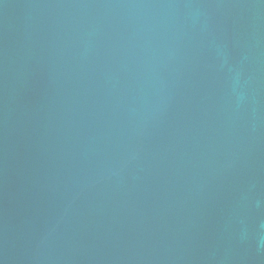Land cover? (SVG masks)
<instances>
[{"label": "water", "instance_id": "95a60500", "mask_svg": "<svg viewBox=\"0 0 264 264\" xmlns=\"http://www.w3.org/2000/svg\"><path fill=\"white\" fill-rule=\"evenodd\" d=\"M0 264H264V0H0Z\"/></svg>", "mask_w": 264, "mask_h": 264}]
</instances>
